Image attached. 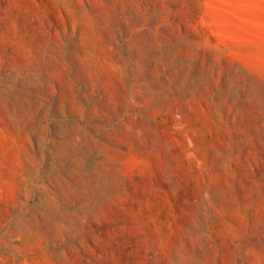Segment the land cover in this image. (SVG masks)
I'll list each match as a JSON object with an SVG mask.
<instances>
[{"label":"rangeland","instance_id":"374dc122","mask_svg":"<svg viewBox=\"0 0 264 264\" xmlns=\"http://www.w3.org/2000/svg\"><path fill=\"white\" fill-rule=\"evenodd\" d=\"M0 264H264V0H0Z\"/></svg>","mask_w":264,"mask_h":264}]
</instances>
